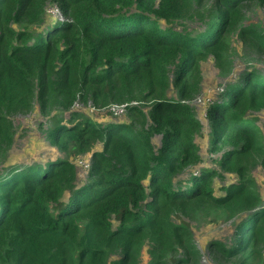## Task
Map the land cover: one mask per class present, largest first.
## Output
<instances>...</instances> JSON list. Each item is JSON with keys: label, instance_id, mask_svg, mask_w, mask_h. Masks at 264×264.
I'll use <instances>...</instances> for the list:
<instances>
[{"label": "trees", "instance_id": "1", "mask_svg": "<svg viewBox=\"0 0 264 264\" xmlns=\"http://www.w3.org/2000/svg\"><path fill=\"white\" fill-rule=\"evenodd\" d=\"M256 6L264 0H0V160L13 116L36 104L48 118L71 113L49 131L62 156L0 174V264H141L144 251L147 264H205L193 224L217 210L235 221L229 242H207L214 261L263 259L264 195L252 171L264 170V142L249 115L264 110V73L246 66L208 104L207 147L191 102L204 60L232 70L233 41L264 56V27L247 21ZM195 19V33L173 29ZM90 101L138 104L129 121L99 123L72 110ZM203 150L221 153L218 167L202 165ZM80 155L91 163L83 185ZM228 174L236 180L218 195L215 178Z\"/></svg>", "mask_w": 264, "mask_h": 264}, {"label": "rangeland", "instance_id": "2", "mask_svg": "<svg viewBox=\"0 0 264 264\" xmlns=\"http://www.w3.org/2000/svg\"><path fill=\"white\" fill-rule=\"evenodd\" d=\"M56 6H48L49 16H56L57 19L61 18V15H57L59 10L55 8ZM48 16V15H47ZM247 21L250 23H255L264 27V7L256 6L248 12ZM162 26L165 23L161 21ZM190 32L201 30V23L198 19L188 22H175L173 24V29L176 31H183L186 29ZM232 44L237 49H231L233 56L230 57L232 70L228 74L224 75L223 72L215 64L214 60L210 57L202 62L201 66V85L200 92L191 101L195 105L198 117L204 123V138L198 141L204 142V146H208L209 134L211 131V126L207 122L205 111L208 104L216 99L219 94L225 89L227 82L236 80L239 77L241 71L246 66H254L264 73V56L259 57L255 54H247L246 50L242 49L238 42L233 41ZM173 72V69H172ZM174 75V73H172ZM172 75V76H173ZM113 105V103L108 106ZM82 107L80 109H73L78 113L89 117L95 122L104 123L108 120L115 121H129V116L127 112L120 114L118 117L111 114L110 112L104 110L92 111V109L87 105L76 106ZM71 113L54 111L51 115L46 117L39 110V105L36 104L32 111L25 114H17L12 117V121L15 127V140L11 147L8 149L6 155L2 160H0V174L11 166H22L32 163H42L46 161L62 156L58 147H54L51 143V138L49 136V131L52 129L53 124L59 117H63L68 120ZM249 116L256 119V122L260 125L263 132V142H264V110L259 112L251 113ZM65 120V121H66ZM153 143L155 146H160L161 136H155L153 138ZM101 147V146H99ZM221 157V153L210 154L207 150H203V164L204 166L218 167L216 163L211 158ZM90 161L89 156L80 155L73 159L75 163L78 164V184L83 185L88 181V169L79 164V160ZM187 170L178 179L187 178ZM253 175L257 179V183L261 193L264 195V170L262 167L258 166L253 169ZM236 180L235 175H227L225 179L215 178V188L218 195L222 194V186L228 182ZM234 219L227 218L223 211L217 210L213 212V218L210 222H199L198 224H193L192 229L193 241L199 247L202 254V261L205 264H219L214 261L210 253L207 252V242L211 238H220L224 241L232 237L231 232L234 227ZM263 259H256L249 264H264ZM149 260L148 254L144 251L143 257L141 259V264H147ZM175 264V263H172ZM231 264V263H226Z\"/></svg>", "mask_w": 264, "mask_h": 264}, {"label": "built area", "instance_id": "3", "mask_svg": "<svg viewBox=\"0 0 264 264\" xmlns=\"http://www.w3.org/2000/svg\"><path fill=\"white\" fill-rule=\"evenodd\" d=\"M75 104H76V106H81V104L79 102H76ZM137 104H138L137 101H132V102H124V103H113V105H111V106H106V107H103V108H98L95 105H93L92 102L90 101L87 104V106H89L92 109V111H98V110H104V109H106V111H108L111 114H113V115H115V116L118 117L120 114L127 112L128 108L130 106L137 105ZM78 162H79L80 165H82L83 167H85L87 169H89L90 166H91V163L88 160L81 159Z\"/></svg>", "mask_w": 264, "mask_h": 264}, {"label": "clouds", "instance_id": "4", "mask_svg": "<svg viewBox=\"0 0 264 264\" xmlns=\"http://www.w3.org/2000/svg\"><path fill=\"white\" fill-rule=\"evenodd\" d=\"M61 13L60 12H57V15L59 16ZM108 106V105H107ZM133 106V105H132ZM131 107V106H130ZM127 113H128V110H127ZM205 115H206V111H205ZM158 136V135H157ZM161 136V135H159ZM155 145V144H154Z\"/></svg>", "mask_w": 264, "mask_h": 264}]
</instances>
